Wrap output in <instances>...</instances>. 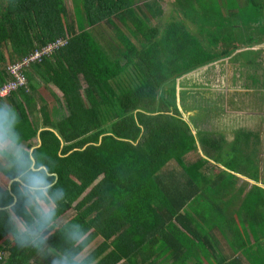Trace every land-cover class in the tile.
Wrapping results in <instances>:
<instances>
[{
	"label": "trees",
	"instance_id": "trees-1",
	"mask_svg": "<svg viewBox=\"0 0 264 264\" xmlns=\"http://www.w3.org/2000/svg\"><path fill=\"white\" fill-rule=\"evenodd\" d=\"M71 2L69 13L64 0H0V85L11 62L66 38L24 69L26 88L0 98V139L14 147L0 171L23 182L0 185V264H228L210 234L226 219L219 190L252 165L234 142L227 152L224 139L192 132L174 85L228 55L188 21L208 26L205 0H175L178 19L162 24H151L157 0ZM171 160L183 181L161 174Z\"/></svg>",
	"mask_w": 264,
	"mask_h": 264
},
{
	"label": "rangeland",
	"instance_id": "rangeland-1",
	"mask_svg": "<svg viewBox=\"0 0 264 264\" xmlns=\"http://www.w3.org/2000/svg\"><path fill=\"white\" fill-rule=\"evenodd\" d=\"M143 1L145 0H134L136 4H142ZM157 1L162 7V14L159 17L152 19L151 24H162L168 20L178 19L176 13L178 8L175 4V0ZM241 2H243V0H205L204 4L201 5L203 8H200V17L209 13L211 21L203 23L208 24V26L196 30L198 20L194 21V23L188 20L191 23V27L194 28V34L202 39H219L218 41H220V43L217 42L215 46L218 54L221 53V49L232 51L238 46H242L245 41L244 38L252 34H248L244 30L242 31L241 29L239 30L232 26L229 14L236 12L238 18L243 17V20H256V25L251 26V29H254V34H257L258 22H260L258 19H262L261 17L264 9L255 8L252 10V7L245 8L239 5ZM64 3L68 12L72 13L71 0H64ZM231 7H235L236 10L229 9ZM202 9H208L207 13L203 14ZM214 11H221L220 16L217 14L219 17L218 19L214 17ZM214 21H216L215 24L213 23ZM94 33L101 39V42H105L106 38L109 36L108 30L103 26L96 27ZM205 44H207L206 40ZM237 57H239V55ZM39 85L43 86L41 81L39 82ZM174 85L176 89V104L178 109L181 112L182 117L190 123L192 132L196 133L198 138L199 132L202 131L211 133L213 137L219 136L220 134L225 135L227 133L226 130L229 132L231 127H233V130H235L234 127H239L236 128L237 131L241 128H245L241 124L248 123L244 113L241 111H243L242 108L251 106L253 101L258 99L257 94L253 92L257 90L259 86V67L250 66L247 63H244L242 59L232 60L223 57L179 77L175 80ZM229 90H234V93L228 96L227 92L230 93ZM41 91L50 104H55L56 100L47 89ZM254 103L257 107V101H254ZM60 105L63 107V111H57L59 117L66 112L64 104ZM234 123L235 126L233 125ZM226 145H228V142ZM226 145L223 149L229 152L231 146ZM200 154L204 156L201 148ZM194 156L195 153L189 154L186 159L191 160ZM0 163H5L4 158L1 155ZM247 164L248 166H251L249 160H247ZM239 166L248 169L244 163L239 164ZM232 167L235 170L238 169L233 165ZM161 174L165 179L173 175V177H176L179 181L184 180L177 164L172 160L161 170ZM1 184L5 187L7 185V179L2 180ZM99 241V238L93 241L80 256L89 252Z\"/></svg>",
	"mask_w": 264,
	"mask_h": 264
},
{
	"label": "crops",
	"instance_id": "crops-1",
	"mask_svg": "<svg viewBox=\"0 0 264 264\" xmlns=\"http://www.w3.org/2000/svg\"><path fill=\"white\" fill-rule=\"evenodd\" d=\"M239 5L245 8L252 7V10L255 8L264 9V0H243ZM229 9L236 10L235 7ZM215 12L220 13L219 16L221 15V11ZM229 17L232 26L252 35L244 38L242 46H238L232 51L228 50L226 57L232 60L242 59L250 66L259 67V86L253 92L257 94L259 100H254L257 101V107L253 101L251 106L242 108L241 112L244 113L248 123L241 124L245 128L237 130L242 132L241 137L235 138L236 128L239 127H234L235 130L231 127L229 132L226 130L225 135L215 136L219 141L221 138L224 139L229 145L234 142L235 149L240 151L238 154L245 155L252 166L242 173L229 170L233 175L228 177L229 180L226 177L225 187H219L223 200L226 202V205L222 206V211H226L224 212L226 219L224 222L216 224L218 227H213L210 234L214 240L217 254L222 255L228 264H255L254 262L264 264V234L262 233L264 232V221L261 218V215L264 216V207L262 206V204L264 205V12L262 19H258L260 22H258L257 34H254V29H251V26L256 25V20H243V17L236 16V12L229 14ZM215 22L213 23L215 24ZM238 55L239 57H237ZM229 91L230 93L227 92L228 96L234 93V90ZM53 119H58V115L56 114ZM233 125L235 126V123ZM13 148L8 138L0 139V155L5 161V163H0L1 166L9 164L1 152ZM198 150L200 153L199 146ZM218 167L224 169L222 164H218ZM0 177V185L2 186V180L7 179L5 186L7 187L9 179L1 171ZM248 211L251 216L250 214L246 215ZM251 211H257V221L252 217ZM16 222L23 228L18 219Z\"/></svg>",
	"mask_w": 264,
	"mask_h": 264
},
{
	"label": "built area",
	"instance_id": "built-area-1",
	"mask_svg": "<svg viewBox=\"0 0 264 264\" xmlns=\"http://www.w3.org/2000/svg\"><path fill=\"white\" fill-rule=\"evenodd\" d=\"M66 43L65 38H57L40 49H36L27 55L22 56L20 59L7 66L8 79L0 85V98L9 95L11 92L19 88L27 87V78L24 69L30 64L39 61L43 56L50 54L54 49ZM2 253L0 251V258Z\"/></svg>",
	"mask_w": 264,
	"mask_h": 264
},
{
	"label": "water",
	"instance_id": "water-1",
	"mask_svg": "<svg viewBox=\"0 0 264 264\" xmlns=\"http://www.w3.org/2000/svg\"><path fill=\"white\" fill-rule=\"evenodd\" d=\"M43 128H41V129H39L38 130V132L40 131V130H42ZM54 132L58 135V133L54 130ZM59 136V135H58ZM37 138H38V145L40 144V142H41V140H40V137H39V135L37 136ZM34 147H32L31 149H33ZM31 166H30V168L31 169H36V167H35V159H34V157L31 155ZM38 169H45L46 170V167L45 166H40V167H38ZM47 171V170H46ZM55 175V174H54ZM20 181L22 184H23V182H22V180L19 178V177H14V178H12V179H9V181H8V186H7V189H9L10 190V185H11V183H12V181ZM16 200V197L14 196V201Z\"/></svg>",
	"mask_w": 264,
	"mask_h": 264
},
{
	"label": "clouds",
	"instance_id": "clouds-1",
	"mask_svg": "<svg viewBox=\"0 0 264 264\" xmlns=\"http://www.w3.org/2000/svg\"><path fill=\"white\" fill-rule=\"evenodd\" d=\"M66 39V38H65Z\"/></svg>",
	"mask_w": 264,
	"mask_h": 264
}]
</instances>
